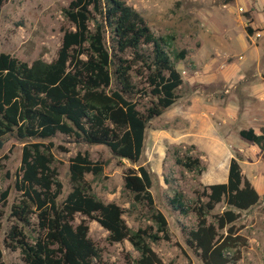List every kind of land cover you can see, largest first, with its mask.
I'll use <instances>...</instances> for the list:
<instances>
[{"label": "trees", "instance_id": "1", "mask_svg": "<svg viewBox=\"0 0 264 264\" xmlns=\"http://www.w3.org/2000/svg\"><path fill=\"white\" fill-rule=\"evenodd\" d=\"M7 1L0 0V10ZM62 16L67 27L50 62L38 58L26 63L0 52V150L8 138L24 143L14 181L17 197L0 241V264L2 245L18 250L23 264H108L88 235L90 221L107 233L109 245L129 242L138 253L133 264H172L152 248L170 236L150 192L153 173L140 161L150 122L179 99L183 80L175 64L186 59L187 51L156 36L124 0H69ZM246 32L253 31L246 27ZM57 135L76 144L104 146L130 164L122 173L128 209L93 193L86 176L99 177L105 164L91 160L87 152L69 159L71 189L58 201L62 183L53 167L52 144L30 143ZM238 135L264 150V131L241 129ZM182 148L184 144L169 145L166 158L186 172L202 174L204 163L190 153L195 146L184 153ZM163 181L173 188L167 198L171 212L195 218L193 227L181 230L188 250L202 264H236L247 241L235 223L260 200L237 158L229 161L225 183L201 186L190 200L171 177ZM7 195L0 196V233ZM220 204L226 209L213 214ZM135 213L139 225L132 229L123 216Z\"/></svg>", "mask_w": 264, "mask_h": 264}, {"label": "rangeland", "instance_id": "2", "mask_svg": "<svg viewBox=\"0 0 264 264\" xmlns=\"http://www.w3.org/2000/svg\"><path fill=\"white\" fill-rule=\"evenodd\" d=\"M68 1L9 0L5 2L0 10V52L10 54L26 63H31L38 58L50 62L60 46L62 29L67 27L62 16V9L67 6ZM124 1L141 13L156 36L167 38L172 47L177 50L192 49L194 44H198L194 26L200 23L194 19L193 9H199L198 7L206 5L216 6L220 11L228 12L235 4L234 0H204L201 3L198 0L189 3L175 2L176 0ZM241 3L243 4L240 1L239 6L236 7L234 16L241 19L243 24L240 28L234 27L235 30L245 32L246 27H249L253 31L249 34L250 37L256 31H261V37L255 43H252L248 37L243 39L250 47L248 51L238 47L230 53L223 54L218 50L220 61L216 64V68L220 72L222 69L219 68L224 65V68L227 67L226 71H231L234 75L244 73L248 76H256L249 83L239 82L236 88L228 94H234L239 99L242 97L244 85H257L264 82V62L259 67L240 68L245 64V59L249 56L250 51H252L253 57L256 48L260 52L259 56L262 52L261 56L264 59V0H258V11L254 10L255 2L253 0H246L244 6ZM204 29L205 27L202 28V30ZM215 54L216 51L211 52L210 56L214 57ZM254 57H258V54H255ZM175 66L183 79V84L178 91L179 101L184 103L189 97L200 95L201 92L206 94L216 91L218 92L215 94L217 97L215 102L219 100V90L222 89L220 82L205 85L195 80L202 72L200 67L194 66L189 59L177 62ZM211 70V72H215L213 67ZM207 73L209 72L205 74ZM208 102L211 106L212 102ZM214 107L220 109L219 104ZM170 110L150 122L146 131L143 157L140 161V164L153 173L150 192L156 208L166 217L170 236L168 241L152 244L153 250L164 263L202 264L188 250L181 233L182 228L194 226L195 218L192 215L182 217L171 212L167 198L172 195L173 188L166 185L163 178L164 176L171 177L174 185L181 189L186 198L190 200L194 198L195 190H201V186L221 183L227 174L230 159L237 158L241 165V171H244L242 174L255 182L260 200L248 211L241 212L240 219L235 223L238 233L244 236L247 241L246 246L240 251V259L236 264H264V150H258L251 142L239 137L238 132L241 130V125H238L237 122L221 124L218 120L212 121L216 133L215 139L204 140L195 149L190 150L192 155L200 157L205 165V171L200 175L186 172L182 168L174 166L171 159L165 156L166 148L169 145L183 144L179 143L180 137H175V142L170 143L172 141L170 134H177L176 131L181 130L183 126L180 118L172 116ZM36 142L52 144L53 167L58 171V179L62 183L59 202L71 189L68 173L69 159L77 152H87L91 160L103 161L105 164L99 177L86 176V180L91 183L93 193L104 202H115L124 209L129 208L128 195L122 192V173L127 167H130L127 161L114 158L104 146L76 144L61 135L46 140L30 141V143ZM184 145L185 148L181 149L182 153L192 146V144L186 143ZM23 146L24 143L15 138H8L0 150V196L3 192H8L7 206L3 209L5 217L0 241L8 228L9 207L17 197L14 181L20 167ZM224 209L226 206L220 204L212 213H219ZM138 217L136 213L131 216L128 214L123 216L132 229L138 227ZM79 219L81 218L79 217ZM88 226V235L102 250L104 261L108 264H133L138 253L133 250L129 242L109 245L106 242L107 233L95 221L88 222ZM2 252L3 264H23L18 250L11 251L2 245Z\"/></svg>", "mask_w": 264, "mask_h": 264}, {"label": "crops", "instance_id": "3", "mask_svg": "<svg viewBox=\"0 0 264 264\" xmlns=\"http://www.w3.org/2000/svg\"><path fill=\"white\" fill-rule=\"evenodd\" d=\"M184 3H189L197 0H176ZM204 0H198L199 3ZM244 6L246 0H234L235 4L231 7L228 12L220 11L216 6H201L199 9H193L192 13L194 19L200 23L197 26H194L196 33V42L192 49H185L187 51V57L185 60L189 59L193 62L194 66H198L201 69V75L198 76V79H195L201 83L214 84L221 83L222 89L219 90L220 97L218 101L215 102L217 97L215 94L218 92L206 93L201 92L200 95L191 96L184 103L176 101V105L172 110H170L172 116L180 118L183 126L181 130H177L175 135H171L172 138L170 143L175 142V137H180L179 143L183 144H192L193 146H199V143H203L204 140H213L215 139V129L212 121L218 120L221 124H231L237 122L238 125H241V129L252 128L256 133L264 131V82L257 85H244L242 87V97L239 99L234 94H230L238 85L239 82L249 83L256 76H248L244 73L234 75L231 71H226L227 67L224 68V65L221 66L222 71L220 72L216 68V64L219 63L220 56H218L217 51L219 50L223 54L230 53L234 49L241 47L243 50L248 51L250 47L243 41L244 38L248 37L252 43H255L258 39H255L254 35L257 32L253 33L252 37L247 34V32H237L234 27L238 26L239 28L243 24L241 19H237L235 14V9L239 6V3ZM254 10L258 11L259 5H257L258 0H253ZM195 5V4H194ZM205 27L204 30L202 28ZM216 51V56L211 57V52ZM259 50L253 53L250 51L249 56L245 59V64L240 68L245 67H259L264 62L262 52L259 56ZM255 54H258V57H254ZM184 60V61H185ZM213 69L215 72H211ZM206 72H209L205 74ZM183 80V79H182ZM237 83V84H236ZM227 91V92H225ZM221 93L227 95L224 96ZM215 96V98H214ZM211 101V106L209 102ZM220 105V111L214 106L217 104ZM209 116H211L209 118ZM241 167V165H240ZM244 173V171L242 172ZM225 179L221 183H225ZM248 181L254 186L257 190L256 184L254 181L250 180L246 176ZM215 184V183H214ZM259 194V192H258Z\"/></svg>", "mask_w": 264, "mask_h": 264}, {"label": "built area", "instance_id": "4", "mask_svg": "<svg viewBox=\"0 0 264 264\" xmlns=\"http://www.w3.org/2000/svg\"><path fill=\"white\" fill-rule=\"evenodd\" d=\"M254 37H255V39L260 38L261 37L260 32L255 33ZM225 92H227V91H225Z\"/></svg>", "mask_w": 264, "mask_h": 264}]
</instances>
